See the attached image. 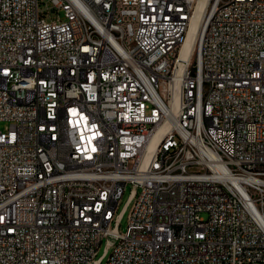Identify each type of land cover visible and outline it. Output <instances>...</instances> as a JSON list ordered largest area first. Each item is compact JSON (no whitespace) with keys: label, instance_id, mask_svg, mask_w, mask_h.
Instances as JSON below:
<instances>
[{"label":"built area","instance_id":"1","mask_svg":"<svg viewBox=\"0 0 264 264\" xmlns=\"http://www.w3.org/2000/svg\"><path fill=\"white\" fill-rule=\"evenodd\" d=\"M197 3L0 0V264H264V0Z\"/></svg>","mask_w":264,"mask_h":264},{"label":"bare ground","instance_id":"2","mask_svg":"<svg viewBox=\"0 0 264 264\" xmlns=\"http://www.w3.org/2000/svg\"><path fill=\"white\" fill-rule=\"evenodd\" d=\"M205 0H198L196 10L191 22L190 28L187 32V36L184 42V51L190 50L193 43L201 36L203 31V25L205 22ZM27 86V78L19 79V87ZM64 93L74 94V97H82L83 86L81 84H74L73 80L64 81ZM172 130H179L180 135L191 134V126H182V120L180 118L172 119ZM29 135L34 138H42L45 135V128L42 127V122H33L29 127ZM153 144V141L151 142ZM68 161H79V152H68ZM247 206H255V199H247Z\"/></svg>","mask_w":264,"mask_h":264},{"label":"rangeland","instance_id":"3","mask_svg":"<svg viewBox=\"0 0 264 264\" xmlns=\"http://www.w3.org/2000/svg\"><path fill=\"white\" fill-rule=\"evenodd\" d=\"M6 125H7L6 122H0V130H3V128ZM129 188L130 187L128 185H126V187H125V189H124V191H123V193L121 195V198L119 200L118 207H117V212L118 213L121 211L123 205L125 204V202L127 200ZM126 213H127V207L124 210V212H123V214L121 216V219H120L119 231H122V232L125 230V227H126ZM104 249H105V242H104V240H102L100 245L97 248L96 256H95V259H98V258L102 257L99 264H103L104 263L105 256H102Z\"/></svg>","mask_w":264,"mask_h":264}]
</instances>
